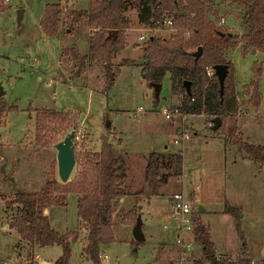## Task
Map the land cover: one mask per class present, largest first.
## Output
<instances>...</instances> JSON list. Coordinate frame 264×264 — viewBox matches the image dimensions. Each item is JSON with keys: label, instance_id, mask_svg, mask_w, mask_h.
<instances>
[{"label": "rangeland", "instance_id": "1", "mask_svg": "<svg viewBox=\"0 0 264 264\" xmlns=\"http://www.w3.org/2000/svg\"><path fill=\"white\" fill-rule=\"evenodd\" d=\"M44 1L0 0V86L8 108L0 115V264L13 259L16 264H32L34 252L54 262L62 255L63 248L59 244L44 247L28 244L21 249L17 230H6L9 226L12 228L19 205L8 207L7 202L14 199L19 188L40 190L53 176L61 181L56 144L72 131H75L76 164L71 178L81 168L83 154L102 149L104 136L127 159L123 190L129 195L123 202L120 199L122 203L119 201L114 213V241L101 248V254L109 256L107 264H121L134 250L138 252L134 264H155L157 256L161 264H173L176 254L170 249L175 236L163 229V224L168 216V194L180 191L193 203L196 216L210 227L216 251L228 254L222 257L227 264H235L241 258L243 245L238 236V219L251 258L264 264V167L234 145L230 136L235 133L264 146V52L242 45L228 52V59L236 67L235 91L239 108L228 121V126L234 130L230 134L224 130L216 133L212 130L213 117L207 114L185 115L182 122L177 118L173 121L165 118L163 108L179 104L172 93L170 75L163 80L156 106L155 89L144 78L141 65L123 66L125 56L138 63L144 61L145 41L139 40L134 46L136 49L127 50V55H117L114 61L116 78L109 91L104 89V70L100 66H88L81 79H73L79 62L64 50L88 51V24L84 21L73 34L63 27L60 41L45 38L40 24ZM65 3L61 2L65 8H72L68 1ZM208 5L209 17L218 27L233 34L243 32V6L232 0H208ZM76 7L88 8L89 0H79ZM19 9H24L21 21L18 20ZM127 15L137 30L133 31L132 41H137L140 34L146 35L148 40L152 34L170 38L176 33L166 25L153 30L140 24L133 5L128 6ZM222 18H225L224 23ZM259 52L263 54L262 61ZM58 58L62 62L60 68ZM260 66L258 98L254 80L258 78ZM89 86L96 90L87 89ZM140 106L145 111L135 115ZM44 110L68 114L66 122L53 124L47 132L49 147L36 140L37 114ZM108 122L112 125L107 126ZM222 125L223 122L220 128ZM180 128L191 135L184 144L175 142ZM152 152L180 153L183 172L177 175L172 160H164L160 169L164 176L160 195L148 200L137 194L146 184V165ZM227 204L236 207L240 217L225 212ZM199 206L206 207L205 211H199ZM5 208L11 218H5ZM135 214L144 222L142 229L146 237L137 246L133 235ZM50 221L61 233H70L69 264H90V257H83L86 233L79 220L75 193H69L66 205L51 207ZM207 262L203 247L197 242L192 264ZM101 264L106 263L101 261Z\"/></svg>", "mask_w": 264, "mask_h": 264}, {"label": "trees", "instance_id": "2", "mask_svg": "<svg viewBox=\"0 0 264 264\" xmlns=\"http://www.w3.org/2000/svg\"><path fill=\"white\" fill-rule=\"evenodd\" d=\"M232 1L245 8L242 33L233 34L218 27L209 17L208 0H90L89 8L81 10L67 9L60 2L48 3L40 24L48 36L58 37L63 27H66L68 32H74L75 28L85 21L91 28L88 51L81 53L70 48L64 50L66 55L72 54L79 62L72 77L80 78L88 66H100L104 70V89L109 91L116 78L114 57L128 45L127 30L132 27L131 18L127 15L128 6H135L139 23L152 29L171 17L176 29L175 34L170 38L152 34L144 43V62L141 64L144 78L150 87L155 89L154 85L162 84L165 77L170 75L172 93L179 100L176 107L183 114H207L213 119L220 117L222 127L217 130L212 127V130L216 133L224 130L226 134H230L234 129L228 126V121L238 111L239 103L235 91L236 67L228 59V52L240 45L256 52H264V0ZM200 47L202 54L196 57ZM218 64H227L229 68L223 95L215 71L212 75H208L207 71L208 67L214 68ZM124 65H132V62L126 60ZM261 74L260 66L257 69L258 78L254 80L255 95L258 98ZM186 82H190V92ZM154 98L157 106L160 99L156 92ZM7 109L6 102L0 97V115ZM67 120L68 114L60 111L38 112V143L49 147L47 132L53 124ZM230 136L234 145L264 167V146L253 144L235 133ZM167 158L172 160L177 175H182L183 160L180 153L152 152L146 165V184L137 195L148 199L160 195L164 180L160 169ZM127 167V159L110 139L104 136L102 149L83 154L81 168L68 182L63 183L53 176L40 190L17 189L14 199L7 202L8 207L19 205L11 227L32 244L42 247L61 245L63 253L55 264H69L70 233L63 234L55 229L45 210L50 205H65L69 193H75L79 197V219L88 231L84 252L90 257L91 264H101L102 245L114 241L113 217L120 199L125 194L123 187ZM225 212L240 217V211H236L234 206L227 204ZM133 216L136 217V225L138 214ZM237 230L243 246L241 258L235 264H251L240 219L237 222ZM195 237L203 247L207 261L213 264H227L216 252L210 227L197 216ZM142 242L134 239L135 246Z\"/></svg>", "mask_w": 264, "mask_h": 264}, {"label": "built area", "instance_id": "3", "mask_svg": "<svg viewBox=\"0 0 264 264\" xmlns=\"http://www.w3.org/2000/svg\"><path fill=\"white\" fill-rule=\"evenodd\" d=\"M224 22L225 18H222V23ZM161 25L169 26L172 30L176 31L171 17L158 25L157 28H160ZM146 39L147 37L144 34L139 36L140 41L146 42ZM207 71L208 75H212L215 70L214 68L208 67ZM193 100H195V98H193ZM143 111H145L144 108L140 106L135 115ZM162 113L165 118L170 121L177 118L179 122H182L185 117V114H183L178 107L166 106L163 108ZM177 134L178 137L175 139L176 143L184 144L191 139L190 132L185 128H180ZM167 217L168 219L163 224V229L173 232L175 236L170 249L172 253L176 254L173 264H192V255L197 243L195 237L196 210L191 200H189L182 191L175 192L169 196ZM108 258L109 256L107 254H101V261L106 262ZM16 262L17 261L13 259L11 261H2L1 264H16ZM252 264H257V262L253 261Z\"/></svg>", "mask_w": 264, "mask_h": 264}, {"label": "water", "instance_id": "4", "mask_svg": "<svg viewBox=\"0 0 264 264\" xmlns=\"http://www.w3.org/2000/svg\"><path fill=\"white\" fill-rule=\"evenodd\" d=\"M24 9L18 10V20L21 21L23 19ZM202 48L196 52V57L201 56ZM259 56L261 57V61L263 60L262 52H259ZM215 73L220 82V92L221 95L224 93L225 89V80L229 72V68L227 64H218L214 67ZM155 92L156 96L160 97V92L162 88V84H156ZM187 90L190 92V82H186ZM4 95V90L2 86H0V97ZM214 126L213 129L217 130L220 128L222 124V119L220 117H215L213 119ZM112 123L108 122L107 126H111ZM75 131L70 132L64 140L58 142L56 144V148L58 150L57 159H58V173L60 176V180L63 183H66L70 180L71 174L74 170L76 164V150H75ZM203 210V206H199V211ZM143 220L141 218L137 219V223L133 230L134 238L138 241H145V235L143 233ZM138 256V252L136 250L132 251L130 255L124 257L121 261V264H133L136 261Z\"/></svg>", "mask_w": 264, "mask_h": 264}, {"label": "crops", "instance_id": "5", "mask_svg": "<svg viewBox=\"0 0 264 264\" xmlns=\"http://www.w3.org/2000/svg\"><path fill=\"white\" fill-rule=\"evenodd\" d=\"M66 1H68V3L67 4H69V5H71L72 6V8H70V9H77V10H81L80 8H78V7H76V4H77V2L79 1V0H46V1H44L43 2V4H42V11H43V13H42V17L40 18V21H41V19L43 18V16H44V13H45V8H46V5L48 4V3H56V2H62L63 4H66L65 2ZM70 6V7H71ZM89 6H90V0H89ZM89 8V7H88ZM88 8H83V9H88ZM69 9V8H68ZM81 26V24L78 26V28ZM41 29L43 30V28H42V26H41ZM158 28H154L153 30H157ZM88 30H89V33L91 34V28L90 27H88ZM136 29H134V27H131V28H129L128 30H127V39H128V43H129V45H127V47H125L123 50H121V51H119L117 54H116V56L114 57V61H115V58L117 57V55H119L120 53H123V54H125V55H127L126 54V51L127 50H130V49H132V48H134V49H136L134 46L136 45V43H138L139 42V36L141 35H139L138 36V40L137 41H132L131 40V37H132V35L134 34V32L133 31H135ZM139 31H141L142 30V28H139L138 29ZM137 31V30H136ZM43 33H44V35H45V38H53V39H57V40H59V36L58 37H51V36H48L45 32H44V30H43ZM69 34H73V32H69ZM60 41V40H59ZM140 43V42H139ZM138 46H140V45H138ZM138 46H136V47H138ZM145 54V50H143V55ZM126 60H128V61H131L132 62V65H141L143 62H137V61H135L134 59H132V58H130V57H127V56H125L124 58H123V63L126 61ZM58 62H59V66H58V68H60L61 66H62V62H61V60H60V58H58ZM132 65H123V66H132ZM140 68L142 69V67L140 66ZM83 76V75H82ZM79 79H81V78H79ZM74 83V82H73ZM87 89H90L91 91L92 90H96V89H94V88H92L91 86H89ZM3 97V96H2ZM177 99V98H176ZM179 101V100H178ZM189 115H191V114H189ZM193 115V114H192ZM165 152V151H164ZM127 178V177H126ZM127 183V182H126ZM139 184H141V180H140V182H139ZM125 186H126V184L124 185V189H125ZM171 194H173V193H171ZM171 194H168V196H170ZM76 195V194H75ZM129 195V192H125V194H124V196H122V202L126 199V197ZM67 198H68V196H67ZM76 198H77V207H78V199H79V197L76 195ZM148 200H150V199H148ZM121 202V201H120ZM121 202V203H122ZM66 204H67V200H66ZM65 204V205H66ZM141 204V203H140ZM139 204V209H141L142 208V206ZM55 205V204H54ZM54 205H50L46 210H45V212H46V214H48L49 215V218H50V215H51V207L52 206H54ZM205 208L206 207H204L203 206V210L202 211H205ZM5 218L6 217H12V216H8L9 215V211H8V209H6L5 208ZM228 213V212H227ZM164 216V215H163ZM165 221H167V219H168V217L167 216H165ZM80 220V219H79ZM164 221V222H165ZM80 223H81V225H82V228H83V230H84V232L86 233V236H84V242H85V245H84V248H83V257H89L85 252H84V249H85V247H86V245H87V242H88V240H87V238H88V231H87V229L84 227V225L82 224V221L80 220ZM7 225V224H6ZM6 225H5V227H4V229L6 228ZM143 225H144V222H143ZM135 227V226H134ZM142 228H143V226H142ZM9 229H14V228H10V226L6 229V230H9ZM134 230V229H133ZM144 233V232H143ZM19 234V233H18ZM145 235V234H144ZM211 236H212V233H211ZM146 238V237H145ZM146 240V239H145ZM212 240H213V238H212ZM18 241L21 243V246H22V248L21 249H24L26 246H28V244H30V245H32V246H35L36 244H32L31 242H28V241H26V240H24L20 235H19V238H18ZM214 242V241H213ZM162 244H166V243H162ZM215 244V243H214ZM167 246V245H166ZM35 248V247H34ZM242 249V248H241ZM36 250V249H35ZM217 252V251H216ZM241 253H242V250H241ZM217 254H218V256L220 257V258H222V257H225L226 255H228V254H226V253H224V254H222V253H219V252H217ZM250 251L248 250V255L250 256ZM138 257V256H137ZM250 258V260H251V264H252V262L254 261V259L253 258H251V256L249 257ZM38 259H39V262H38ZM109 259V258H108ZM136 260H137V258H136ZM156 260H157V262L155 263V264H161L160 263V261H161V259L157 256V258H156ZM57 261V260H56ZM56 261L54 262V261H52V260H49V259H46V258H42V257H40V255H39V253H35L34 252V259H33V261H32V264H55L56 263ZM107 262H108V260L105 262L106 264H107ZM136 262V261H135ZM134 262V263H135ZM256 262V261H255ZM133 263V264H134ZM209 263H211V262H209ZM208 262L206 263V264H209ZM91 264V263H90ZM213 264V263H212ZM257 264H258V262H257Z\"/></svg>", "mask_w": 264, "mask_h": 264}]
</instances>
